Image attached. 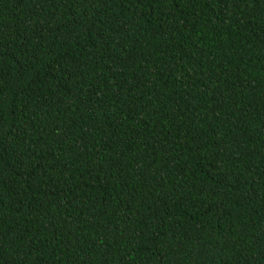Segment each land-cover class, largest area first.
<instances>
[{
    "label": "trees",
    "instance_id": "trees-1",
    "mask_svg": "<svg viewBox=\"0 0 264 264\" xmlns=\"http://www.w3.org/2000/svg\"><path fill=\"white\" fill-rule=\"evenodd\" d=\"M0 264H264V0H0Z\"/></svg>",
    "mask_w": 264,
    "mask_h": 264
}]
</instances>
